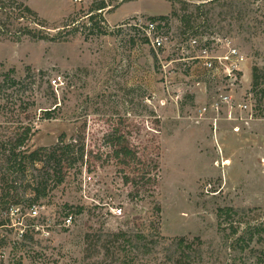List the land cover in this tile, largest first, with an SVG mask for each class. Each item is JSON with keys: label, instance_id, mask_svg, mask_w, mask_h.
<instances>
[{"label": "rangeland", "instance_id": "obj_1", "mask_svg": "<svg viewBox=\"0 0 264 264\" xmlns=\"http://www.w3.org/2000/svg\"><path fill=\"white\" fill-rule=\"evenodd\" d=\"M152 21L173 33L159 52L135 28ZM190 36L246 57L232 114L220 79L179 61ZM28 126L26 149L84 139L89 163L60 185L51 173L34 205L21 197L0 264H174L184 238L198 264H264V233L234 247L264 224V0H0V196L4 151ZM115 134L137 157L128 165Z\"/></svg>", "mask_w": 264, "mask_h": 264}, {"label": "trees", "instance_id": "obj_2", "mask_svg": "<svg viewBox=\"0 0 264 264\" xmlns=\"http://www.w3.org/2000/svg\"><path fill=\"white\" fill-rule=\"evenodd\" d=\"M107 8L106 4L103 2L98 8L92 10L88 15L90 19L94 20L95 11H104ZM257 70H254V84L258 82V76L256 73ZM46 118L52 117V111H48L45 114ZM32 136V127H25L23 134L15 141L9 142L11 147L4 151L5 153V172L3 178V186L0 196V229L6 228V226L11 223V211L13 212L14 208L20 203L21 197L23 201H28L29 204L34 205L35 202L40 201L47 197V181L52 175H57V185L64 183L66 172H70L71 169L75 168L77 165L82 167L88 165L89 161L87 158L86 143L84 139L73 140L72 142H65L64 138L51 148H41L35 151H30L26 149V144ZM112 140V144H115L114 149L117 154V158L120 159L121 163L128 165L132 161L136 160L137 157L135 153L128 147L122 146L117 149V145L122 141L120 138L116 137V134L113 137L109 138ZM41 169H40V168ZM34 171H38V177L33 174ZM41 171H44V174L41 175ZM46 172V173H45ZM48 173V174H47ZM47 174V175H46ZM127 183H130L132 179L130 176L125 175ZM25 182L28 186L22 190L20 189L19 182ZM159 182V174L153 179V185L157 187ZM28 188L31 191V195L27 194ZM23 194V195H22ZM29 196V198H27ZM2 211L7 213L8 218L2 216ZM223 213L229 214L231 210H222ZM80 213V210L78 211ZM73 220V218H72ZM264 233V224L259 226H253L249 230V237H239L236 240L234 247H244V245L249 241L253 242L256 237L257 241L261 242L263 240ZM22 238L28 239L29 234L26 233ZM177 252L172 256L169 255L168 260L172 263L173 258L177 256V262L174 264H198L200 260V255L194 250V244H187L186 239H179L177 241ZM132 244V241H125V245ZM2 244H0L1 246ZM127 247H125L127 249ZM130 247V246H129ZM182 249V250H181ZM191 250V251H189ZM193 250V251H192ZM126 255L130 257L131 250H126ZM193 253V254H191ZM261 261L264 262V252L260 254ZM123 264H132L128 257H125Z\"/></svg>", "mask_w": 264, "mask_h": 264}, {"label": "built area", "instance_id": "obj_3", "mask_svg": "<svg viewBox=\"0 0 264 264\" xmlns=\"http://www.w3.org/2000/svg\"><path fill=\"white\" fill-rule=\"evenodd\" d=\"M137 32L152 46L156 52H159L167 47L169 42L173 39L171 29L166 26L163 21H152L145 26H135ZM219 43H222L220 46ZM182 55L184 67L188 68L191 61L199 60L206 70V77L213 79H220L224 86L221 88L223 94L221 98L229 104L230 113L235 109L233 93H235L241 84H243V66L245 65L246 57L240 52L238 48L232 46L231 42L225 40H208L205 37L190 36L182 39ZM225 47L226 50L222 53L220 48ZM187 49L196 51V55H184ZM177 61V60H176ZM172 61V62H176ZM178 62V61H177ZM61 77L54 80V84H59ZM6 82H4L5 84ZM241 110H248L250 105L240 104L238 106ZM216 110L220 111V106L216 104ZM206 112V109H204ZM250 118H245L246 122ZM72 222V217L69 218Z\"/></svg>", "mask_w": 264, "mask_h": 264}, {"label": "bare ground", "instance_id": "obj_4", "mask_svg": "<svg viewBox=\"0 0 264 264\" xmlns=\"http://www.w3.org/2000/svg\"><path fill=\"white\" fill-rule=\"evenodd\" d=\"M228 164H229V162L226 161V162H225V166L228 165Z\"/></svg>", "mask_w": 264, "mask_h": 264}]
</instances>
